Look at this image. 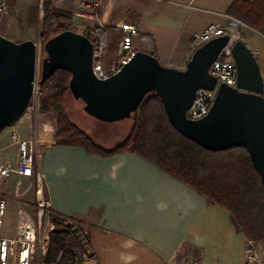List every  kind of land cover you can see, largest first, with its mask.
I'll return each instance as SVG.
<instances>
[{
    "label": "crops",
    "instance_id": "crops-1",
    "mask_svg": "<svg viewBox=\"0 0 264 264\" xmlns=\"http://www.w3.org/2000/svg\"><path fill=\"white\" fill-rule=\"evenodd\" d=\"M232 4L233 0H103L100 20L104 27L134 25L137 50L179 70L194 51L192 36L216 25L239 34L238 40L255 51L264 84V37L246 26L235 27L227 14ZM73 6V32L82 27L83 35L88 24L76 16L78 0ZM39 168L55 217L80 222L93 264H178L184 259L245 264L247 240L232 226L228 212L135 153L97 156L52 139L41 150ZM23 181L33 187V180Z\"/></svg>",
    "mask_w": 264,
    "mask_h": 264
},
{
    "label": "water",
    "instance_id": "water-1",
    "mask_svg": "<svg viewBox=\"0 0 264 264\" xmlns=\"http://www.w3.org/2000/svg\"><path fill=\"white\" fill-rule=\"evenodd\" d=\"M227 43L225 35L197 47L183 70L164 67L151 54L137 51L119 73L100 81L92 74L91 41L65 31L43 44L39 84L58 70L68 72L73 97L81 100L88 116L103 123L133 119L143 98L154 92L171 126L185 138L214 152L245 149L264 187V84L259 65L243 41L231 47L236 87L220 84L204 117L195 121L185 117L197 90L215 88L209 68ZM36 62L35 42L16 43L0 35V132L25 113Z\"/></svg>",
    "mask_w": 264,
    "mask_h": 264
},
{
    "label": "trees",
    "instance_id": "trees-1",
    "mask_svg": "<svg viewBox=\"0 0 264 264\" xmlns=\"http://www.w3.org/2000/svg\"><path fill=\"white\" fill-rule=\"evenodd\" d=\"M44 8L42 41L73 31L71 13L52 8L50 3ZM227 14L264 37V0H234ZM92 33L95 39L87 32L83 35L104 45L102 63L107 67L121 34L113 27L95 28ZM70 78L68 72L58 70L38 88L39 110L55 114L60 125L55 144L80 146L97 156L135 153L203 196L207 203L226 210L232 226L247 241L264 242V187L245 149L214 152L185 138L171 126L154 92L143 98L130 119L132 127L126 139L115 148L104 149L67 116ZM70 229L67 219L54 218L45 264H53L65 245L79 244Z\"/></svg>",
    "mask_w": 264,
    "mask_h": 264
},
{
    "label": "built area",
    "instance_id": "built-area-1",
    "mask_svg": "<svg viewBox=\"0 0 264 264\" xmlns=\"http://www.w3.org/2000/svg\"><path fill=\"white\" fill-rule=\"evenodd\" d=\"M60 0H56L59 2ZM234 1V0H233ZM103 0H78L80 11L77 17H80L88 24L87 33L93 39V29L104 28L100 20V10ZM44 0H39V9H42ZM7 5L0 4V22L4 14L7 13ZM235 27L241 28L244 25L235 21ZM121 34L117 42L116 53L107 67L102 63L104 55V45L97 41H91L92 52V74L100 81H106L120 72L128 64L135 53L138 51L134 45V38L138 36L137 28L129 23H118L113 27ZM228 36V43L220 50L218 57L212 62L209 73L216 80V86L213 90L199 89L195 92L191 106L185 112V117L195 121L204 117L212 103L214 102L217 88L220 84L229 87H236V67L231 55V47L238 40L239 34L229 33L224 29L209 25L200 33L192 36L194 49L213 38ZM39 51L37 47V62L33 81V92L29 105L22 115L21 119L28 117L31 120L28 127V136L23 137L17 132L10 134V147L14 148V157L11 164L9 160L0 163V189L3 179L9 175L17 176V187L22 185L23 180H33V200L30 204L18 205L16 211L13 234L11 236L1 235L0 222V264H45L44 258L48 252L49 237L53 231V220L55 215L52 210L51 202L46 193L44 176L39 167L41 156V145L43 138L37 129L36 113L38 108L39 97V80H40V62ZM252 54L255 51H251ZM264 107V93L262 94ZM33 111L32 113H30ZM6 200L0 196V221L5 215ZM72 235L76 237L79 244L77 246L65 245L59 252L53 264H93L94 257L85 241V234L81 239L75 234L79 233L74 225H71ZM255 243L247 241L245 252V264H257L259 255ZM178 264H200L182 260Z\"/></svg>",
    "mask_w": 264,
    "mask_h": 264
},
{
    "label": "rangeland",
    "instance_id": "rangeland-1",
    "mask_svg": "<svg viewBox=\"0 0 264 264\" xmlns=\"http://www.w3.org/2000/svg\"><path fill=\"white\" fill-rule=\"evenodd\" d=\"M76 0H62L56 2V0H45L42 9H39V0H4L3 3L7 5V13L3 15L0 22V35L16 43H20L25 39L32 40L40 48L39 51V62L41 70V60L45 56L43 52V44L41 38V28L43 23V12L46 3H50V7L66 11L71 13L72 18L75 16V10L73 9ZM245 26V25H244ZM76 32H82L84 29L77 27ZM242 28V27H241ZM75 32V31H74ZM40 85V84H39ZM71 93V92H70ZM39 99V97H38ZM67 116L69 119L80 129L85 131L95 143L103 147L104 149H112L117 145L121 144L127 137L132 122L130 119H125L115 123H103L94 118H91L83 111V103L81 100L75 99L71 94L68 99ZM31 111L30 113H32ZM34 114V113H32ZM37 129L41 133L43 143L41 150L50 140H54L57 131L60 128L58 119L55 114L43 113L37 108L36 113ZM19 123V124H18ZM31 120L28 117L19 119L14 125L5 128L0 132V163H4L9 160L11 164L14 157V148L10 147V134L17 132L23 137L28 136V127L30 126ZM3 147V149H2ZM41 157V156H40ZM40 170L39 167L36 170ZM17 176L14 174L9 175L3 179L0 196L6 200L5 215L1 219V235L11 236L13 234V227L15 224L17 206L29 204L26 201L32 200L33 187L31 184L22 181V185L17 187ZM18 192L25 191L26 194L19 195ZM67 222L74 225L79 233L75 235L81 239L84 235L82 225L80 222L74 219H67ZM255 243V242H253ZM257 247L259 262L257 264H264V242H257L254 244ZM13 260L11 264H15Z\"/></svg>",
    "mask_w": 264,
    "mask_h": 264
}]
</instances>
